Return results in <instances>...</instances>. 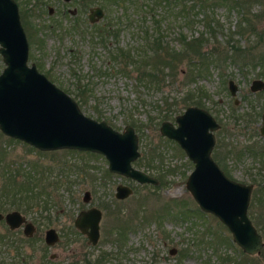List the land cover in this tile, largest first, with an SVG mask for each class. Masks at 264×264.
<instances>
[{"label":"rangeland","instance_id":"obj_1","mask_svg":"<svg viewBox=\"0 0 264 264\" xmlns=\"http://www.w3.org/2000/svg\"><path fill=\"white\" fill-rule=\"evenodd\" d=\"M45 1L54 5L55 11L47 17L44 9L34 7L32 20L39 31L30 36L26 33L27 61L69 94L84 114L103 119L117 130L127 123L132 125L140 154L131 165L158 181L139 183L111 172L105 157L98 152L71 148L40 150L0 131V211L17 209L35 225L34 233L26 237L21 226L9 229L0 220V264L37 263L50 259L51 253L55 255L52 264H85V259H104L103 264H264V198L263 203L252 201V178L261 167L262 157L253 158L243 150L244 145L260 142L257 127L259 113L264 110V90L254 93L248 88L251 79L259 76L251 72L244 76L227 63L189 75L186 57L181 56L161 86H147L135 79L134 73L119 70L109 50L115 45L136 47L145 33L152 36L157 31L168 45L175 46L177 32L181 30L190 37L200 29L198 22L184 24L174 19V11L165 13L157 8L160 23L155 31L151 15L143 16L129 0H121L120 4L108 3L110 0H71L65 4L61 0ZM33 2L28 0L26 7ZM94 4L103 9L96 25L116 29L115 37H93L98 27L91 26L86 13L88 6ZM66 7H77L76 15L62 13ZM56 20L60 24H55ZM71 21L77 22L75 28L70 27ZM2 66L0 59V69ZM229 79L237 85L234 95L227 88ZM76 85L86 87L85 92L80 93ZM189 97L193 99L178 103L165 119L174 123V115L187 105H197L219 123L213 132L211 156L225 175L253 184L247 214L263 239L256 254L241 251L226 226L198 208L185 187L192 163L174 141L158 132L163 119L157 111L164 100ZM249 99L258 111L257 117L236 118L251 110ZM252 128L256 129L255 134ZM7 182L11 187H6ZM21 182L29 189L14 185ZM117 183L128 185L130 194L116 198ZM10 190L16 191L15 197L31 195L21 199L24 208L8 202ZM85 190L90 194L88 201L82 199ZM91 205L101 210L95 244L88 243L73 225L76 213ZM47 227H53L59 236L52 245L43 240ZM169 248H174L173 253H169Z\"/></svg>","mask_w":264,"mask_h":264},{"label":"water","instance_id":"obj_2","mask_svg":"<svg viewBox=\"0 0 264 264\" xmlns=\"http://www.w3.org/2000/svg\"><path fill=\"white\" fill-rule=\"evenodd\" d=\"M93 14L101 16L99 6L89 9V19ZM28 43L20 24L17 7L13 0H0V131L24 141L37 149L50 150L71 148L90 150L103 154L107 169L130 177L139 183H157V178L131 165L139 156L138 136L130 124L122 130L110 126L103 119L97 120L84 114L77 102L65 91L54 85L33 62L27 61ZM264 87V79L252 78L251 91ZM231 95L236 84L227 81ZM236 101V100H235ZM175 124L168 119L160 121L158 132L173 139L193 162V167L185 179V187L204 212L211 213L230 232L231 240L247 254H256L263 245L260 232L247 214L252 191V183H244L225 175L211 157L214 144L213 130L217 121L204 108L186 106L174 116ZM259 133L264 136V111L260 116ZM131 188L122 183L115 185L114 196L122 198ZM85 190L82 199H89ZM101 210L96 206L80 209L73 225L83 233L87 241L96 243L99 235ZM0 220L9 229L22 226L28 236L33 225L17 209L4 213ZM58 239L56 231L49 227L44 231L45 243Z\"/></svg>","mask_w":264,"mask_h":264},{"label":"trees","instance_id":"obj_3","mask_svg":"<svg viewBox=\"0 0 264 264\" xmlns=\"http://www.w3.org/2000/svg\"><path fill=\"white\" fill-rule=\"evenodd\" d=\"M111 2L120 4L122 1H108V3ZM129 2L136 9L138 6L143 16L146 13L151 15L155 31L158 30L160 23L158 18L160 13L157 8L165 13L167 10L174 11V19L177 18L184 24L195 25L198 22L201 27L190 37L179 30L177 32L178 45L175 46L168 45V42L162 39L160 31L152 36L148 32L145 33L143 41L136 47L115 45L109 50V54L111 60L118 64L117 68L123 73H134V78L145 85L158 87V85L161 86L175 63L180 60L178 58L185 56L189 75L201 74L211 67L227 63V65L231 64L236 67L244 76L250 72L259 77L264 76V0H129ZM217 9L222 10L218 12ZM230 18L233 20L231 21ZM143 49H146L147 53L143 52ZM76 87L80 93L86 90L83 85H76ZM192 99L189 97L170 102L164 100L163 107L156 106L158 107L157 115L160 119H165L168 112L174 110L178 103L185 104ZM249 104L251 110L238 114L236 118L250 115L253 117L249 116V120H253L257 117L258 111L252 106L251 99H249ZM252 132L255 134L256 129L252 128ZM243 150L253 158L262 157L261 167L252 178L255 184L252 201L263 203L264 143L254 142L251 145H244ZM9 180L14 181L10 176ZM6 185H8L6 187H11L8 182ZM14 185L21 189L28 187L25 182ZM10 192L12 196L8 202L17 208H24V206L21 207L23 202L21 199L24 196V199L31 198L29 194L15 197L16 191L10 190ZM225 240L227 243L230 242L227 238Z\"/></svg>","mask_w":264,"mask_h":264},{"label":"flooded vegetation","instance_id":"obj_4","mask_svg":"<svg viewBox=\"0 0 264 264\" xmlns=\"http://www.w3.org/2000/svg\"><path fill=\"white\" fill-rule=\"evenodd\" d=\"M14 2H15V4H16V7H17V12H18V17H19V21H20V24H21V26H22V28H23V30H24V33H25V36H26V33L28 34V33H30L29 34V36L31 35V34H37L38 33V31H39V28H38V26H37V24L36 23H34L33 22V20H32V16H34L35 15V12L33 11V9H34V7L35 8H42L40 11H42L43 9H44V12L46 13V15H47V17L48 16H50L54 11H55V7H54V5H51V4H49V3H46V1L45 0H34V2H33V4H31V5H29V7H26V6H28L27 5V2H28V0H13ZM62 1V3L64 2V4H65V2H70L71 0H61ZM81 2H82V0H81ZM93 6H96L95 4L94 5H90V6H88V8H87V13H86V18H87V20H88V22L91 24V26H93L94 27V29H95V27H98V29L95 31V34L93 35V37H98L99 39H101V40H103V38L107 35V34H109V35H111V36H116V33H117V30L116 29H109V25H107V26H97L96 24H97V22H98V20H99V18H101L102 16H99V17H97L95 14H93V20H90L89 19V16H88V14H89V9H90V7H93ZM97 6H99L100 7V9H101V11H102V13H103V9H102V7H101V5H97ZM44 7V8H43ZM65 11H67V12H69V14L70 15H76V11H77V7L75 8V7H66L65 9H62V13H65ZM102 15V14H101ZM76 20V19H75ZM55 22V21H54ZM76 21H71L70 22V27L71 28H75L76 27ZM55 24H60V23H58V21L56 20V23ZM108 24H110V22L108 23ZM42 27H44V26H42ZM25 29L27 30V31H25ZM28 29H30V31H28ZM38 30V31H37ZM32 32V33H31ZM27 39V38H26ZM28 56V55H27ZM235 83V82H234ZM236 84V83H235ZM248 88H249V85H248ZM236 89H237V85H236ZM249 90H250V88H249ZM262 91V90H264V87L263 88H261V89H258V90H253V91H251V92H254V93H256V91ZM235 92H236V90H235ZM234 95V94H233ZM234 102H236L235 100H234ZM188 106V105H187ZM197 106V105H196ZM264 111V110H263ZM263 111H261L260 113H259V119H260V116H261V113L263 112ZM178 114V113H177ZM175 116V115H174ZM214 118V117H213ZM173 120H174V118H173ZM172 122V121H171ZM173 123V122H172ZM218 123V122H217ZM173 124H175V121H174V123ZM259 125H260V122H259ZM259 125H258V127H257V137H258V139L257 140H259L260 142L258 143V144H260V143H264V136H262V135H260V133H259ZM218 127H219V123H218ZM217 127V128H218ZM216 128V129H217ZM215 129V130H216ZM213 132H214V130H213ZM214 134V133H213ZM253 134H254V132H253ZM172 141H174L173 139H171ZM214 141H215V137H214ZM175 142V141H174ZM256 143H257V141H255ZM176 143V142H175ZM253 143H254V141H253ZM177 144V143H176ZM252 144V143H251ZM251 144H248V145H251ZM178 145V144H177ZM214 145V144H213ZM179 146V145H178ZM182 150V149H181ZM183 151V150H182ZM211 151H212V149H211ZM184 152V151H183ZM251 156V155H250ZM187 157V156H186ZM212 157V156H211ZM188 158V157H187ZM214 160V159H213ZM191 163H192V167H193V162L192 161H190ZM218 165V164H217ZM219 166V165H218ZM250 183V182H249ZM253 188V187H252ZM115 190V189H114ZM131 192V191H130ZM130 192L127 194V195H129L130 194ZM90 195V194H89ZM126 195V196H127ZM125 197V196H124ZM124 197H122V198H124ZM90 198V197H89ZM118 199H121V198H118ZM88 201V200H87ZM199 208V207H198ZM200 209V208H199ZM201 210V209H200ZM202 211V210H201ZM101 217V216H100ZM26 220H27V218H26ZM100 220V219H99ZM27 221H30V220H27ZM31 222V221H30ZM32 223V222H31ZM32 225H33V231L31 232V234L30 235H28V236H26V237H31V235L34 233V231H35V225L32 223ZM21 226V225H20ZM19 227V226H18ZM75 227V226H74ZM17 228V227H16ZM47 228H49V227H47ZM46 228V229H47ZM53 228V227H52ZM76 228V227H75ZM54 229V228H53ZM77 229V228H76ZM21 230H22V226H21ZM55 230V229H54ZM78 230V229H77ZM45 231V230H44ZM56 231V230H55ZM79 231V230H78ZM80 232V231H79ZM23 233V232H22ZM56 233H57V231H56ZM81 233V232H80ZM24 234V233H23ZM83 234V233H82ZM57 235H58V233H57ZM86 237V236H85ZM58 238H59V236H58ZM98 238H99V235H98ZM43 240H44V234H43ZM58 240V239H57ZM56 240V241H57ZM98 240V239H97ZM56 241H54L53 243H55ZM86 241H87V238H86ZM88 242V241H87ZM97 242V241H96ZM44 243H45V240H44ZM53 243H51V244H47V243H45V244H47V245H52ZM89 243V242H88ZM91 244V243H90ZM95 244V243H94ZM173 251H174V248H169V253H173ZM55 257V255L53 254V253H51L50 255H49V258L50 259H41V261L40 262H35V263H32V264H52V260H53V258ZM85 261H87L85 264H103V261H104V259H93L92 261H88V259H85ZM12 264V263H11ZM13 264H16V263H13Z\"/></svg>","mask_w":264,"mask_h":264}]
</instances>
